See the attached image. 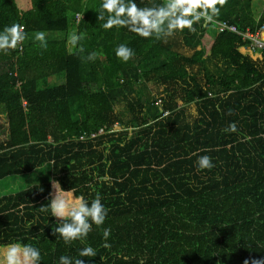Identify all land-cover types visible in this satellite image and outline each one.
Segmentation results:
<instances>
[{
  "label": "trees",
  "instance_id": "obj_1",
  "mask_svg": "<svg viewBox=\"0 0 264 264\" xmlns=\"http://www.w3.org/2000/svg\"><path fill=\"white\" fill-rule=\"evenodd\" d=\"M101 4L0 0V31L15 23L26 34L0 51V182L19 183L0 196V248L30 243L40 264H264V47L243 36L263 25L264 6L256 15L254 0H216L210 22L157 39L104 29ZM120 44L134 51L127 62ZM203 155L212 169L197 170ZM51 180L108 210L83 242L57 239L60 221L39 210ZM86 246L96 256H79Z\"/></svg>",
  "mask_w": 264,
  "mask_h": 264
},
{
  "label": "clouds",
  "instance_id": "obj_2",
  "mask_svg": "<svg viewBox=\"0 0 264 264\" xmlns=\"http://www.w3.org/2000/svg\"><path fill=\"white\" fill-rule=\"evenodd\" d=\"M219 2L223 4L224 0H219ZM215 4L216 0H206V3H202V0H164L161 6L138 7L136 0H102L101 9L103 11L99 19H102L105 13L107 14V19L102 25L106 30L114 26L127 27L129 31L141 37L159 39L161 36H171L184 29L192 31L194 30L193 24L201 18L206 23L210 22L213 15L219 12ZM81 38V35L72 33L68 39L75 45ZM25 39L26 34L21 25L14 23L6 26L0 31V51L15 48ZM34 39L41 43V47L47 46L44 32L35 33ZM115 54L123 62H127L134 56V51L126 44H120L116 47ZM88 58L93 59V56L90 55ZM229 128L235 131L234 125H230ZM88 139L91 138L88 137ZM196 166L197 170H210L215 165L210 156L203 155L198 157ZM50 183L54 190L50 193L52 199L47 206L40 207L39 210L41 212L50 211L51 216L60 221L59 226L53 229V235L58 234L57 239H63L65 244L73 241L83 242L93 225L104 224L108 210L102 204L99 195L88 200L82 195H76L73 189L64 190L57 180H51ZM109 232V229H104L105 240ZM104 247L107 248L110 245L105 243ZM79 256L94 257L96 251L91 246H86L79 251ZM41 260L40 249L30 243L16 241L0 248V264H40ZM59 264H85V262L81 259L73 260L70 257L61 256Z\"/></svg>",
  "mask_w": 264,
  "mask_h": 264
},
{
  "label": "rangeland",
  "instance_id": "obj_3",
  "mask_svg": "<svg viewBox=\"0 0 264 264\" xmlns=\"http://www.w3.org/2000/svg\"><path fill=\"white\" fill-rule=\"evenodd\" d=\"M259 2L258 0H254V10H256V15H258V11L261 10V7L264 6V2H263V6L260 4L258 5ZM213 29H207L206 34L203 38V46L206 49V51L208 52L212 42H213ZM70 44V42H69ZM70 47V46H69ZM71 48V47H70ZM61 80V79H60ZM59 79H53L52 83H60ZM62 81V80H61ZM7 121L6 119H0V143L5 141L6 139H8V135H7ZM9 185H5L3 182H0V196H2L3 194H7L11 192V189L16 190L17 186L19 185L17 178H9L8 179Z\"/></svg>",
  "mask_w": 264,
  "mask_h": 264
},
{
  "label": "built area",
  "instance_id": "obj_4",
  "mask_svg": "<svg viewBox=\"0 0 264 264\" xmlns=\"http://www.w3.org/2000/svg\"><path fill=\"white\" fill-rule=\"evenodd\" d=\"M77 20L81 18L80 15H78ZM215 29L217 32H222L226 29L236 32V28L234 26H228L226 23H215ZM244 38L250 39L255 46L258 48H263L264 47V23L263 25L256 31L255 33H252L251 31H247L244 35ZM19 44V43H18ZM21 50V47H19ZM103 130L101 129L97 134H91L89 138H95L97 135L102 134ZM88 138V136L83 135L81 139Z\"/></svg>",
  "mask_w": 264,
  "mask_h": 264
},
{
  "label": "crops",
  "instance_id": "obj_5",
  "mask_svg": "<svg viewBox=\"0 0 264 264\" xmlns=\"http://www.w3.org/2000/svg\"><path fill=\"white\" fill-rule=\"evenodd\" d=\"M258 2H259V4L258 5H262L263 6V2H264V0H258ZM261 9H262V7H261Z\"/></svg>",
  "mask_w": 264,
  "mask_h": 264
}]
</instances>
